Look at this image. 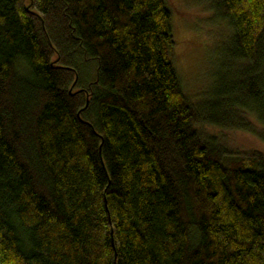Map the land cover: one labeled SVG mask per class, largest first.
Listing matches in <instances>:
<instances>
[{"label":"trees","instance_id":"1","mask_svg":"<svg viewBox=\"0 0 264 264\" xmlns=\"http://www.w3.org/2000/svg\"><path fill=\"white\" fill-rule=\"evenodd\" d=\"M211 1L233 63L197 107L166 0H0V264H264V156L195 130L264 126V0Z\"/></svg>","mask_w":264,"mask_h":264},{"label":"rangeland","instance_id":"2","mask_svg":"<svg viewBox=\"0 0 264 264\" xmlns=\"http://www.w3.org/2000/svg\"><path fill=\"white\" fill-rule=\"evenodd\" d=\"M166 3L171 13V61L182 94L198 107L210 90L214 73L226 63H233L225 54L228 53L233 30L229 19L216 11L211 0H166ZM234 65L238 66L237 63ZM77 72L80 85H87L95 76L94 62L78 61ZM242 115L252 125V132L208 125H197L195 130L202 140L212 141L229 156L248 152H258L264 156V126L258 124L249 113Z\"/></svg>","mask_w":264,"mask_h":264}]
</instances>
